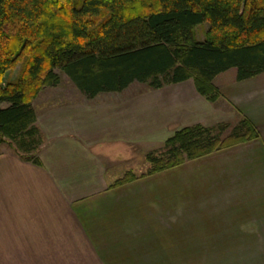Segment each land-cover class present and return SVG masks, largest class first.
Returning <instances> with one entry per match:
<instances>
[{
  "label": "crops",
  "instance_id": "crops-1",
  "mask_svg": "<svg viewBox=\"0 0 264 264\" xmlns=\"http://www.w3.org/2000/svg\"><path fill=\"white\" fill-rule=\"evenodd\" d=\"M236 76L214 78V103L192 80L150 97L126 94L146 85L133 82L93 98L72 85L81 99L35 111L40 165L0 143V264H264V72ZM219 110L258 138L109 188L116 161L142 157L146 133L162 130L143 156L180 128L226 122Z\"/></svg>",
  "mask_w": 264,
  "mask_h": 264
},
{
  "label": "trees",
  "instance_id": "trees-1",
  "mask_svg": "<svg viewBox=\"0 0 264 264\" xmlns=\"http://www.w3.org/2000/svg\"><path fill=\"white\" fill-rule=\"evenodd\" d=\"M203 24L208 29L197 40ZM17 64V78L2 85ZM231 68L238 81L264 72V0H0V143L40 165L31 101L60 83L56 70L88 98L133 82L160 89L192 80L214 103L221 95L213 80ZM256 138L245 117L232 127L180 128L145 154V172L128 170L109 188Z\"/></svg>",
  "mask_w": 264,
  "mask_h": 264
},
{
  "label": "rangeland",
  "instance_id": "rangeland-1",
  "mask_svg": "<svg viewBox=\"0 0 264 264\" xmlns=\"http://www.w3.org/2000/svg\"><path fill=\"white\" fill-rule=\"evenodd\" d=\"M208 29V25L207 24H203L199 27H197L195 29V36L197 40H203L204 39V33L206 32V30ZM21 69V64H17L13 69L7 71L5 73V75L2 78V85H5L7 82L9 81H14ZM59 77H60V83L55 86V87H44L38 94L37 96L31 101V105L33 106L34 111L37 112V114L40 116V118H42V113L48 110H51L53 112L56 113L59 111L60 108L67 106L69 104H71V102L74 99H81L80 95L78 92H76L73 89V84L69 81V79L59 70L55 71ZM156 89H151L149 88L147 85H133L131 86L130 89H128L125 93L128 94L129 96H134L139 94V91L142 92H146L147 96H154L155 95V91ZM161 94V93H160ZM162 95V94H161ZM6 104H1V106H5ZM220 105L218 106L219 109ZM238 113V112H237ZM219 114L221 118H226L228 119L226 122H222L224 124H228L231 127L234 126L239 120L240 118L234 116L231 117L230 114H228L227 117H224V114L219 110ZM146 115V114H145ZM239 115L240 112H239ZM146 118V117H145ZM150 120H148V125H149ZM158 122V120H157ZM228 132L225 131V134ZM162 133V130L160 128H156V129H152L150 134L147 135L146 133V138L142 137L141 140L146 141L145 143H137V148L141 149V150H136L137 152H141L142 153V157L141 158H136V159H132L130 162H121V161H116V162H120V163H116V167L114 168V174H110V179L114 180V179H118L121 176H123V174L127 171V170H131L136 174L145 172V170L147 169V164L145 162V155L143 156V153L145 150H147L146 148L148 147V145H150L149 143H152L153 140H155L156 138L159 139V135ZM164 136V135H163ZM166 136V135H165ZM170 136V135H169ZM147 137L150 138L151 137V141H147ZM165 140V138H164ZM164 140L162 141L164 143ZM154 143V142H153ZM162 143V145H163ZM2 146L4 150L9 149V145L7 144L6 141L2 142ZM105 145V144H103ZM111 147H113L112 144H108L106 143L104 148H109L112 149ZM158 147V146H157ZM157 147H153V149H156ZM160 147H162L160 145ZM150 151H154L152 149H149L148 152ZM147 152V153H148ZM105 158H102V160L104 161V163H107V161L104 160ZM122 159V158H119Z\"/></svg>",
  "mask_w": 264,
  "mask_h": 264
}]
</instances>
